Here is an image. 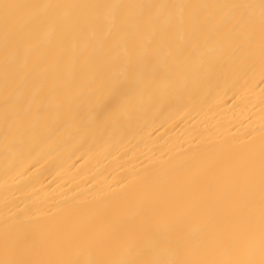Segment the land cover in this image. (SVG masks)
I'll list each match as a JSON object with an SVG mask.
<instances>
[{"label":"bare ground","instance_id":"1","mask_svg":"<svg viewBox=\"0 0 264 264\" xmlns=\"http://www.w3.org/2000/svg\"><path fill=\"white\" fill-rule=\"evenodd\" d=\"M0 264H264V0H0Z\"/></svg>","mask_w":264,"mask_h":264}]
</instances>
